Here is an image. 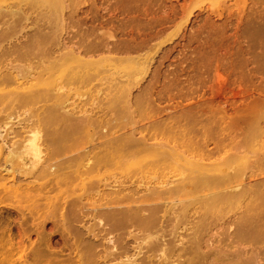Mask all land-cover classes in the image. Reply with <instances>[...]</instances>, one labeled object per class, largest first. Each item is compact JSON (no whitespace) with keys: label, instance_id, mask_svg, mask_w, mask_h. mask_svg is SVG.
I'll return each instance as SVG.
<instances>
[{"label":"rangeland","instance_id":"374dc122","mask_svg":"<svg viewBox=\"0 0 264 264\" xmlns=\"http://www.w3.org/2000/svg\"><path fill=\"white\" fill-rule=\"evenodd\" d=\"M12 66L35 67L39 98L13 116L9 142L28 125L68 140L44 193L0 185V264H98L108 237L134 254L146 232L101 220L130 206H104V194L155 196L154 183L173 188L146 204L167 218L147 230L167 256L143 243L141 256L177 264L168 252L200 235L205 250H264V0H0L6 89ZM87 159L105 165L91 179L74 172Z\"/></svg>","mask_w":264,"mask_h":264},{"label":"bare ground","instance_id":"6f19581e","mask_svg":"<svg viewBox=\"0 0 264 264\" xmlns=\"http://www.w3.org/2000/svg\"><path fill=\"white\" fill-rule=\"evenodd\" d=\"M72 53L76 56L75 59L78 60L77 54L74 50ZM18 58V56L16 57ZM12 68L14 70L12 71ZM11 70L6 71V77L10 78L15 82L16 87L12 89H6L3 84L2 72L0 71V106L5 108V116L0 118V185L4 190H10L13 193L19 194L23 192H32L35 193H44V189L40 187L39 182L42 180H51L54 175L57 174V169L60 164L63 162H58L57 159L62 151V144L68 140V135L58 134L50 132L46 137H42L40 129L36 125H28L20 128V131L16 133V140L9 142L10 132L7 130V126L10 124L13 116L18 113V110L22 108H27L29 104L35 102L39 98V93L37 92L35 85L29 83V80L34 74L33 70L35 67L27 66H12ZM29 83V84H28ZM61 94L59 95L61 99L64 94L63 88L59 89ZM58 102V101H57ZM58 109H63V101L58 102ZM78 113H87V110L77 111ZM71 118L66 114H63L59 120L64 124L68 123L69 128L73 129L76 127L82 126L83 120L78 122L76 120H70ZM83 119V118H82ZM84 127H89V123L86 122ZM111 137V134L106 133L103 138L107 139ZM98 145V144H97ZM78 157H76L77 159ZM70 159V161H72ZM90 159H87L86 163L82 162L81 164H76L74 166V172L79 174H85L91 179V175L98 169L104 168L105 165L96 168L89 162ZM10 184L8 185L7 183ZM105 187H111L113 183H119L122 187L123 182L113 181L112 182H103ZM144 186L145 191H150L148 185H152L151 182L139 184ZM220 180L217 182L208 183L209 188L217 187L220 184H223ZM138 184V185H139ZM159 185V186H158ZM166 183L153 185V190L155 196L150 195H124L119 197L122 191L109 190L104 196L107 198L104 206L111 205H121V204H130L126 208H122L121 212H106L108 214L104 215L101 220L108 222L115 219L117 216L118 219L124 221L126 225L131 227L140 228L146 232L143 244H148V251L155 252L159 250L162 256H167V249L164 248L163 244L159 242L157 234L152 236L147 232V230H152L158 227V230H163L166 228L167 218L163 215L160 218H157L154 214H148L150 209L152 211L158 212L162 206L156 204L155 206L148 208L147 203H160L167 200L169 195L173 192V188L165 186ZM152 191V192H153ZM189 188L186 189V192H190ZM169 209L166 206L164 211ZM179 219V217H176ZM111 226V225H110ZM110 228H107L106 232L110 231ZM155 233H158L156 231ZM108 233H106L107 235ZM97 237V236H96ZM155 239L151 242L152 239ZM106 241L113 245L109 248V251L102 255L98 264H168V262H159L156 261L154 257L150 258L141 256L142 254V243H138L136 246L137 251L129 255L124 249L122 252H118V249L114 246L113 240L111 237L106 238ZM203 236L195 238V243L193 246L186 245L183 242H180L179 247L173 246L172 249L168 252L171 256H176L179 260L177 264H264V250H260L256 247L240 248L234 251L226 250L223 246H212L208 245L203 248ZM119 259V260H117ZM114 260H117V263H113ZM170 264V263H169Z\"/></svg>","mask_w":264,"mask_h":264}]
</instances>
